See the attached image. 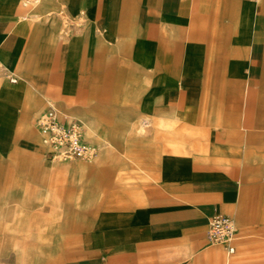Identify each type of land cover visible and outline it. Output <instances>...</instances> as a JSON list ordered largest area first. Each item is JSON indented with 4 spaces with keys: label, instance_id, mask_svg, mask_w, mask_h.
Wrapping results in <instances>:
<instances>
[{
    "label": "crops",
    "instance_id": "obj_1",
    "mask_svg": "<svg viewBox=\"0 0 264 264\" xmlns=\"http://www.w3.org/2000/svg\"><path fill=\"white\" fill-rule=\"evenodd\" d=\"M0 62L18 79L0 74V258L264 264L262 0H0ZM51 104L127 151L52 168ZM216 214L231 255L209 243Z\"/></svg>",
    "mask_w": 264,
    "mask_h": 264
},
{
    "label": "built area",
    "instance_id": "obj_2",
    "mask_svg": "<svg viewBox=\"0 0 264 264\" xmlns=\"http://www.w3.org/2000/svg\"><path fill=\"white\" fill-rule=\"evenodd\" d=\"M1 73L13 83L18 81L0 62ZM36 125L49 161L70 163L83 160L91 163L101 152L100 145L87 139V129L82 121L61 112L52 104L37 117ZM207 236L210 244L225 246L229 255L235 252L234 242L238 238V230L230 217L222 214L212 216Z\"/></svg>",
    "mask_w": 264,
    "mask_h": 264
},
{
    "label": "rangeland",
    "instance_id": "obj_3",
    "mask_svg": "<svg viewBox=\"0 0 264 264\" xmlns=\"http://www.w3.org/2000/svg\"><path fill=\"white\" fill-rule=\"evenodd\" d=\"M262 2L264 3V0H262ZM40 140V137H39ZM107 144L101 146V152L99 154V156L95 159V161L93 162H86L83 160H77L74 162H70V163H59V162H53L51 164L52 168H65V169H70L72 171V174H81L82 172H88L90 170H93L97 165L101 164L102 161H100L101 156L105 153H122V152H126V145H116V144H110L109 140H106ZM123 164H126V162H123ZM78 179V178H77ZM79 179L77 181H72V190H77V186L80 185ZM82 183V182H81ZM40 196H47V193L45 194H40ZM71 200L72 203L75 204V202L77 203V201L79 200L78 197V193L76 192H72L71 195ZM44 227V228H43ZM46 227L47 226H42L44 231H40L39 232V244L40 245H44L46 243V239H47V232H46ZM41 230V229H40ZM27 259L25 257L22 258H17V257H1L0 258V264H8V262H24V260ZM35 260L38 258H34ZM45 259V257H41L39 258V260H43Z\"/></svg>",
    "mask_w": 264,
    "mask_h": 264
}]
</instances>
